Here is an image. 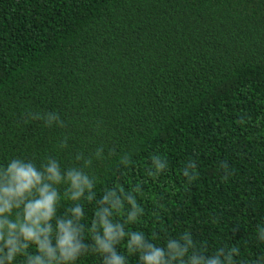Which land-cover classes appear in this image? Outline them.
Instances as JSON below:
<instances>
[{
    "label": "trees",
    "instance_id": "1",
    "mask_svg": "<svg viewBox=\"0 0 264 264\" xmlns=\"http://www.w3.org/2000/svg\"><path fill=\"white\" fill-rule=\"evenodd\" d=\"M155 154L168 167L150 177ZM17 158L93 181L92 200L55 185L57 216L83 206L76 264H102L94 211L107 190L137 184L143 215L126 232L162 247L187 231L205 256L234 247L235 264H254L264 256V0H0V167ZM116 249L138 264L126 239Z\"/></svg>",
    "mask_w": 264,
    "mask_h": 264
},
{
    "label": "clouds",
    "instance_id": "2",
    "mask_svg": "<svg viewBox=\"0 0 264 264\" xmlns=\"http://www.w3.org/2000/svg\"><path fill=\"white\" fill-rule=\"evenodd\" d=\"M53 119L50 114L49 122ZM151 162L150 177L160 175L168 167L166 158L159 154L153 155ZM182 174L189 182L195 179L193 161L184 166ZM61 183L68 184L67 197L71 201L94 197V184L87 175L76 169L62 173L53 159L37 167L31 161L17 158L0 167V264H17L18 259L19 264H76L83 250L80 241L83 206L73 204L66 209L69 215L57 216L60 196L55 185ZM140 191L139 184L127 190L117 185L105 192L94 211L90 226L93 251L102 255V264H128V256L116 249L125 239L126 252L138 254V264H235L236 248L222 247L205 256L195 249L193 237L187 231L162 247L149 243L143 232H126L124 225L138 222L143 215V208L133 195ZM113 214L118 217L123 214V221L113 222ZM257 238L264 242V226L258 225ZM32 246L35 253L29 252ZM254 264H264V256Z\"/></svg>",
    "mask_w": 264,
    "mask_h": 264
}]
</instances>
